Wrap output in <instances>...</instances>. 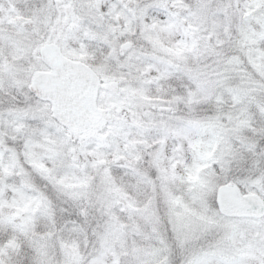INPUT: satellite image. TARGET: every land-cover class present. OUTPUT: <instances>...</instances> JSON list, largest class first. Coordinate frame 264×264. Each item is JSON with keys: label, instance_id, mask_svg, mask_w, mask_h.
<instances>
[{"label": "snow or ice", "instance_id": "6c2138e0", "mask_svg": "<svg viewBox=\"0 0 264 264\" xmlns=\"http://www.w3.org/2000/svg\"><path fill=\"white\" fill-rule=\"evenodd\" d=\"M0 264H264V0H0Z\"/></svg>", "mask_w": 264, "mask_h": 264}]
</instances>
